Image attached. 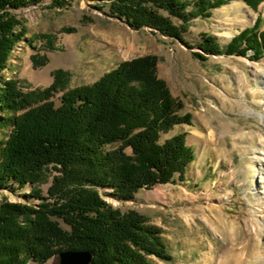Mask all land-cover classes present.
<instances>
[{
    "label": "trees",
    "instance_id": "1",
    "mask_svg": "<svg viewBox=\"0 0 264 264\" xmlns=\"http://www.w3.org/2000/svg\"><path fill=\"white\" fill-rule=\"evenodd\" d=\"M44 0H0V190L10 184L23 187L42 182L45 171H56L49 197L34 190L37 205L0 203V264H48L66 250L90 251L91 264H153L154 258L171 261L162 228L143 213L122 211L110 205L100 192L111 188L122 200L133 199L143 188L187 178L195 159L187 132L161 141L176 125L192 124L183 113L184 103L175 97L158 72L159 56L147 54L121 62L97 81L66 90L67 72L54 71L45 89L25 91L14 78H5L16 45L28 29L15 14ZM66 0H54L62 5ZM131 27L151 28L185 39L191 20L210 17L226 0H90ZM258 9L264 0H243ZM67 30H72L68 28ZM43 36V35H41ZM45 37V35L43 36ZM47 37V36H46ZM38 38L35 35L33 39ZM51 40V38L49 39ZM207 54L223 49L211 35L199 43ZM254 58L264 55L262 19L240 31L224 53ZM37 67L48 57H32ZM59 91L61 103L53 97ZM69 226L65 229L57 220Z\"/></svg>",
    "mask_w": 264,
    "mask_h": 264
},
{
    "label": "rangeland",
    "instance_id": "2",
    "mask_svg": "<svg viewBox=\"0 0 264 264\" xmlns=\"http://www.w3.org/2000/svg\"><path fill=\"white\" fill-rule=\"evenodd\" d=\"M15 14L28 32L2 76L16 79L23 90L45 89L57 69L67 72L66 90L90 84L125 60L155 54L160 77L183 101L182 112L192 114L191 125H176L161 137L163 142L187 132L195 159L185 180L176 177L143 188L129 200L118 198L111 188L100 189L113 207L137 210L162 228L173 259L154 258L153 264H264V55L254 58L253 50L247 56L224 53L258 16L264 30V2L255 10L243 0H226L210 17L192 19L184 36L193 48L148 27L135 29L90 0L62 5L44 0ZM204 35L215 37L223 53L198 58L194 53H203L198 45ZM33 55L47 56V64L37 67ZM63 92L53 97L58 105ZM9 132L1 130L0 138ZM55 175L49 167L38 184H10L0 190V203L37 205L41 200L34 190L49 197ZM57 220L69 229L63 219ZM48 264H60V257Z\"/></svg>",
    "mask_w": 264,
    "mask_h": 264
},
{
    "label": "water",
    "instance_id": "3",
    "mask_svg": "<svg viewBox=\"0 0 264 264\" xmlns=\"http://www.w3.org/2000/svg\"><path fill=\"white\" fill-rule=\"evenodd\" d=\"M56 256L60 257V264H91L93 259L90 251L66 250Z\"/></svg>",
    "mask_w": 264,
    "mask_h": 264
}]
</instances>
